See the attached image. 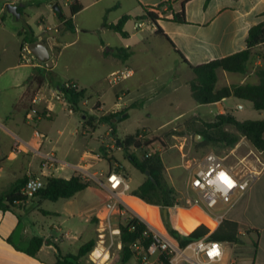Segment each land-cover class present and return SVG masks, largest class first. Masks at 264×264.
Instances as JSON below:
<instances>
[{
  "label": "crops",
  "instance_id": "0c3cea01",
  "mask_svg": "<svg viewBox=\"0 0 264 264\" xmlns=\"http://www.w3.org/2000/svg\"><path fill=\"white\" fill-rule=\"evenodd\" d=\"M78 1L83 6L80 12L88 6L94 7L102 19V25L105 21L108 24H117L124 16L131 17L124 27V30L129 34L127 38L122 37L119 33L111 29L103 28L102 26L101 29L95 33L104 36L108 31H113L117 35H120L122 38L120 41L124 42L119 41L122 46L117 47L113 46L112 43L106 39L101 41V45L97 49L100 57L111 66L109 75L125 68L132 69L134 74L129 78L130 80H128V82L126 81L128 83L127 86L122 87V84H120L114 87L112 98L110 99L105 90H88L87 88L81 87V84L75 79L64 80L60 74L55 71L57 63L51 72L43 68L44 65L39 68L23 65L20 59L21 48L24 44H30L24 43V38L29 40V38H31L30 36H33L37 38V41H40L39 38H41V34L50 32L48 29L52 28L51 26H45L44 21L48 19L53 22L52 26H57L61 15L68 16L70 14V6L73 0H47L48 10L45 13H41L40 18L42 21L38 19L35 25L30 23L32 20L30 9L32 6L37 5L35 1L27 3L24 0H6L2 4L0 3V28L3 29L2 35L5 36L4 38L0 37V63L6 47V38L12 35L14 43L18 44V46L15 45L16 52L14 64L8 66L6 70H31L29 73L19 72L20 74L13 76L0 73V193L8 192L15 182L28 178L31 174L34 175V173H40L43 176L51 174L55 177L70 179L75 173L74 167L76 165H81L85 168L86 171L83 176H97V178L104 183L105 180L103 177H100V174L101 172L110 171L111 167L109 166L106 171L99 170L101 158L97 154V149L101 143H108L113 140L114 136L112 135V128L110 125L101 124L99 127L96 126V122L99 120L97 113L99 112L94 110L95 103H99L101 108L105 109L102 114L106 115L120 99L122 100L124 108L120 112H123V117H128L116 123L117 130L121 123L130 118V113L133 110L146 111L150 109L158 99H173L174 102H172L171 105L181 103L184 97L182 91L186 88L190 90L189 83L194 78V74L191 69L183 63L177 51L180 52L192 66L202 65L213 60L227 57L244 50L247 47L246 41L250 29L264 21V0H211L209 2L207 0H190L184 7L187 20L186 24H178L172 21L173 13L180 11L184 0ZM85 2H88V5ZM50 3L57 4L61 8L62 14L60 15L54 10ZM8 4L17 6L18 12L19 9H22V11L19 12V18L7 11L6 6ZM63 5H65V7ZM65 9L68 11V15L64 13ZM146 11L158 14L159 20L157 24L173 45L165 37L156 33L158 26L154 25L150 19H144L148 23V27H150V25L152 27L153 32H150L149 35L144 33L145 27L142 29L136 27L138 23H142L145 26V21L143 19L138 20L137 18L144 17ZM21 20L24 21L23 24L20 23ZM76 26L78 32V25L76 24ZM24 28H26L30 36H26ZM68 34L74 35V33L65 31L60 41L61 45L63 39ZM150 38L156 40L162 39L165 41L167 48L175 53L177 57L176 61H179L177 66L180 70L170 69L165 73H155L157 76L154 79L147 80L145 68H142L140 64L133 61L135 57H138L139 53L148 55V59L149 57H153L155 45L150 42ZM105 47L124 48L132 52V56L127 60L112 55L105 56ZM157 48V51H159L160 48L158 45ZM48 49L51 52L49 47ZM60 52L59 48L54 56L57 57V54H60ZM260 66H263V62L260 59H255L249 65V70L245 75L219 71L217 89L229 85H242L245 83L257 84L258 78L256 70ZM68 80L76 82L81 89L86 91L85 98L81 103L85 100L83 104L85 103V105L88 106L84 107L87 112L81 116L79 115V111L83 108L81 107V103L80 110L78 112L73 111V114L78 116V123L81 127L77 126L74 131H70V137L67 136L64 138L63 136L66 130L71 129L69 123H63V129H58L56 125L54 126V122L48 121H53L60 117L59 109L64 110L63 112L66 111L63 109L65 108V103L54 102L51 94L54 88H57L60 83ZM136 85H138L137 88L140 89L138 94L144 90L146 91L140 93L137 97H129L132 91V89L130 90L129 88H133ZM148 85L149 87H143ZM35 96L39 98V103L36 106L38 112H44L50 104L49 106L52 109V113L49 118H30L28 116V114H30L29 110L33 107L32 99ZM144 98L148 99L141 109L129 108L134 102ZM245 102L247 101L230 98L209 105H216L218 108V111L214 113V119L216 116L226 113H231L238 119V115L242 114L246 108ZM69 108L70 107H68V109ZM181 116L182 114L178 117ZM194 117L198 118L196 122L198 124L201 123V125L204 122H212L214 120L203 121L198 115H194ZM94 118H96L97 121H95ZM116 120H120V117H117ZM100 127L106 128V131H110L107 135L111 140L106 139L104 135L106 131L95 138L96 132ZM127 135H134V133H126L124 137ZM116 136L117 139L120 138L118 131ZM96 143H99V146H96ZM117 145L120 147V143L117 142ZM107 146L110 147V145ZM234 151L233 149V152ZM47 155L55 156L59 160V166L55 169L41 167L40 163ZM71 156L77 158V162L68 163L66 160ZM260 159L264 164V155ZM249 161L250 165L258 166L256 162L251 163V159ZM62 163L67 164V166H62ZM258 167L261 168V166ZM68 168L72 170L69 171ZM165 168L169 177L173 178L170 172L171 169L168 171L166 166ZM91 190L100 194L102 193L104 197L103 190L100 189L98 184L96 186H91L73 197L75 199L77 195L81 194V202L82 206L85 208L83 212L87 225H82L77 220L64 222L62 224L65 225L66 223L68 226L66 233H62L61 235L57 234L61 231V227L51 228L49 233H45V235L42 236L40 235L44 239V243L35 257L18 251L9 244L8 239L16 229L19 219L16 214L10 211L0 210V264H57L58 256L77 255L83 244L95 239V236L97 237V221L93 223V214L98 208V205L94 206L89 202L91 197L87 192ZM128 197H131V195L126 198ZM35 201H39L37 197ZM124 202L126 203L125 200ZM29 203L30 201L28 200L25 204L20 205L21 210H16L18 214L22 216V222L25 227V238L34 236L32 232L33 229L36 228V224L27 218V215L30 216L28 212ZM157 208L161 210L160 207ZM40 210L41 209L38 210L39 213H41ZM43 211L48 213H41L43 215L54 214L60 216L58 212ZM169 212L170 211H168L167 219H169ZM162 213H164V210H162ZM180 213L200 214L203 217V220L200 221L188 220L181 223V229L188 231L187 235L202 224L206 226L208 222L206 216L198 210L181 211L176 215ZM224 214L225 220L239 224L240 234L244 236L243 238L246 243V252L250 256L246 255L240 258H234L227 251V245L225 244V260L223 264H231L233 261H236L237 264H264V167L249 191L242 196H235L233 205L230 206ZM249 230L250 232H248ZM246 240L251 242V248L248 247V242H246ZM253 242H256L257 246H255ZM87 258L83 260V264L89 262ZM108 258L109 256L105 252L99 264H104ZM131 261L128 264H131ZM134 261L138 264L135 259ZM106 264H110V262Z\"/></svg>",
  "mask_w": 264,
  "mask_h": 264
},
{
  "label": "rangeland",
  "instance_id": "374dc122",
  "mask_svg": "<svg viewBox=\"0 0 264 264\" xmlns=\"http://www.w3.org/2000/svg\"><path fill=\"white\" fill-rule=\"evenodd\" d=\"M5 1L6 0H0V3L2 4ZM24 1L27 3L35 1V3L37 4L36 6H32L30 9L32 17L30 23L35 25L38 19L41 20V13H45L48 10V2L47 0ZM85 3L88 5V2ZM63 6L65 7V5ZM64 13L68 15V11L66 9L64 10ZM74 20L75 23L78 25V32L76 34L74 33V35H66L63 39L62 45L60 41L63 34L65 33V29L60 21L57 26H52V21L48 19L45 20V26H51L52 31L42 33L41 38H39V40L43 41L50 49H53L51 61L53 60L55 63H57L55 71L60 74V76L64 80L75 79L81 84V87L87 88L88 90H105L107 95L111 99L114 87L120 84H122V87L127 86V82L130 79L124 80L115 86H110L108 83V77L111 71V66L109 63L105 62L102 57H100L97 49L101 45V41H104L106 39H108L113 46L121 47L122 45L120 44V42L123 41L120 40H122V38L120 37V35H117L113 31H108V33L104 36H101L99 33H95L101 29L102 19L98 15L97 10L94 9V7L88 6L82 12H79L74 17ZM144 21V33L149 35L150 32H153L152 27L151 25L150 27H148V23L146 22V20ZM20 23L23 24L24 21L21 20ZM2 32L3 29L0 28V37L4 38L5 36L2 35ZM150 39V42L155 45L153 50V57H149L148 59V55L139 53L138 57H135L133 61L135 63L140 64L142 68H145V72L147 73V80H150L152 78L154 79L157 76V74L155 73H165L170 69L180 70V68H178L177 66V63L179 61H176L177 57L175 53H173L172 51H170V49L167 48L165 41H163L162 39ZM15 45L18 46V44L14 43L13 36L9 35L6 38V47L5 51L2 54V61L0 63L1 74L13 76L20 74L19 72L29 73L31 71L30 69H19V71L6 70L8 66H12L14 64L16 52ZM157 45L160 48L159 51H157ZM59 48L61 52L60 54H57V57H55L54 54L59 50ZM137 87L138 85L133 88H129L130 90L132 89L129 97H137V95L146 91L144 90L138 94L140 89ZM143 87H149V85ZM182 92V94H184V97L181 103L171 105V103L174 102L173 99H158L156 102H154L151 108L146 111L133 110L130 113V118L127 121L121 123L117 130L121 139L126 133H138L139 135L142 134L144 136L143 143H146L148 146L138 150H136L135 148H131V153L136 154L139 157H142L144 152L143 149L151 152L160 153V156L162 157L165 166L168 168V171L171 169L170 172L173 176V178H170L168 173L166 172V180L168 181L169 185L175 189L178 195L183 193V185H185L187 172L181 167L182 160L180 157V152L178 149L174 148V146L180 147V145L183 144L184 149L189 154V156L197 158L204 156L208 152H215L216 154L224 157L233 154L226 161L227 165L230 166H237L238 158L246 156L250 149H252L254 152H257L245 138H241L240 142L235 146L234 152L233 149L224 148L221 144H204L203 139L196 133L197 131H200L203 127L201 123L198 124L196 122L198 118L194 117V115H198L202 118L203 121H210L214 119V113L218 111V108L216 107V105H201L194 102L191 98L189 88L184 89ZM83 102L81 103V107L83 108H81V111H79L80 116L87 112L84 107H87L88 105H85V103L83 104ZM95 104L96 105H94V110L98 112V107H100V104ZM245 104L246 108L244 112L238 115L239 120L242 121L246 119H264V111L255 110L248 102H245ZM67 105L68 104L65 103V108H63L66 110L65 112H63L64 110H58L60 113L59 118L54 119L53 121H48L54 122V126L56 125L58 129H63V123H69L71 129L66 130V133L63 136L64 138L69 136L71 134L70 131H74L77 126L81 127L78 123V116L74 115L73 113L71 114L68 109L69 106L67 107ZM123 108L124 105H122L121 110ZM99 113L97 114L100 120V118L105 115H103L102 112ZM110 113L111 111H108L106 115H109ZM181 114L182 116L178 117ZM94 120L97 121L96 118H94ZM99 120L96 122L97 127L101 125ZM229 130L233 131L232 129ZM105 131L106 128L100 127L99 130H97L96 132L95 138L103 134ZM108 132L110 131H106L104 135L106 139L109 140L110 137H108L107 135ZM107 145H110V147H108ZM96 146H99V143H96ZM102 148H104L106 154L113 159L112 164H109L108 161L104 158ZM97 154L101 158V162L99 164L100 171H106L107 168L110 166L111 169H115L118 172H121L129 183V194L131 195V197L125 199L127 205L129 206L127 209L128 215H135L140 220H142L148 227H152L154 230L164 234L165 236L173 240L175 239L171 235L170 229L177 231L180 236L184 238L187 237L188 231L181 229V223L183 221L186 222L188 220H203V217L200 214L180 213L179 215H175L172 212H169V219H167L162 213V210L164 209L161 208L160 210L159 208L148 205L141 199L135 197L133 194L134 190L146 180L147 176L137 171L128 162L126 158L127 154L121 147L117 145V136H114L113 140L109 141L108 143H101L99 148L97 149ZM261 157H263V155L260 156V158ZM250 159L252 160L251 163H253L254 157H251ZM66 161L68 163H75L77 162V158H73V156H71ZM46 163L48 162L44 158V160L40 163L41 167L43 166L46 168L55 169L57 166H59L58 163L53 164L50 162L49 164L53 165L48 164L47 167ZM238 169H240V167H238ZM68 170L71 171L72 169L68 168ZM76 173L81 172L75 170L74 174ZM50 176L52 175L49 174L43 176L40 173H34V175L31 174L28 179L31 177H38L42 179V181L46 182L47 178ZM90 183L91 186L97 185L93 181H90ZM100 189L102 188L100 187ZM87 194L91 197L89 201L90 204L94 206L98 205V208L101 207L105 201L102 193L100 194L91 190L88 191ZM29 201L30 203L28 206V212L30 216L27 215V218L28 220L36 224V228L33 229L32 232V235L34 236L45 235V233H49L50 229L53 227H61V231L57 233L58 235H61L62 233L65 234L68 225L66 223L65 225L62 223L68 221L71 222L77 220L82 225H87V223L85 222V214L83 212L85 208L82 206L81 202V194L77 195L75 199L71 198L66 200H60L58 202L44 200L40 205L33 203L32 198H29ZM39 209L48 210L51 212H58L60 213V216L54 214L43 215L39 213ZM93 218V223H95V217ZM95 239L98 240L96 236ZM246 242H248V247L251 248V242L247 240ZM116 244L117 242H114V244H112V240L109 237L106 238L105 248H100L104 250L109 256L108 260H106L104 264H106L107 262H110V264H120L121 251L117 249ZM226 245L227 251L234 258H240L246 255L250 256L246 252V243L244 238H242L241 244ZM98 247L99 246L96 245V248ZM93 252L88 256L87 259L89 260V262L87 264H99V262L93 257ZM90 257H92L94 260ZM131 264H136L134 259L131 261Z\"/></svg>",
  "mask_w": 264,
  "mask_h": 264
},
{
  "label": "trees",
  "instance_id": "16d2710c",
  "mask_svg": "<svg viewBox=\"0 0 264 264\" xmlns=\"http://www.w3.org/2000/svg\"><path fill=\"white\" fill-rule=\"evenodd\" d=\"M188 1L190 0H184L180 11L173 13V22L178 24L187 23L184 7ZM207 1L209 2L211 0ZM82 9V4L78 0H73L70 6V14L68 16L61 15L59 17L66 32H77L74 16ZM21 11L22 9H19V12ZM130 19V16H124L117 24H108L105 21L102 27L111 29L119 33L122 37L127 38L129 34L124 30V27ZM137 19H150L154 25L158 26L157 21L159 20V16L154 12L146 11L144 17ZM24 30L26 31V28H24ZM25 33L26 36H30L27 31ZM156 33L165 37L173 45L159 26L157 27ZM30 37L29 40L24 38V43H33L37 41V38L33 36ZM246 42L247 47L244 50L198 66L190 65L182 54L177 51L183 63H185L194 74V78L189 83L191 98L194 102L207 105L220 102L224 99L235 98L249 102L257 111H264V21L250 29ZM104 55H112L127 60L132 56V52L124 48L105 47ZM255 59H260L263 62V66H260L256 70L258 78L257 84L245 83L242 85H229L217 89L219 71L245 75L249 70V65ZM85 94L86 91L83 89L79 92L74 89L68 90L67 100L70 109L74 112H78L80 110V103L85 98ZM147 99L148 98L138 100L130 105L129 108L141 109ZM123 115V112L109 114L102 116L99 121L100 124L110 125L112 128V135L116 136V123L128 117H123ZM117 117H120V120H116ZM202 127L203 128L196 133L203 139L204 144L209 145L217 143L221 144L224 148L234 149L241 138L244 137L257 152L264 155V120L239 121L233 114L226 113L216 116L212 122H204ZM138 136L139 134L136 133L134 135H127L122 139H117V142L120 143V147L127 154L126 158L131 166L147 176L146 180L134 190L133 194L148 205L157 206L162 209H170L176 202L177 193L166 180V168L160 153L143 149V155L139 157L130 152L131 148L138 150L148 146L146 143L138 140ZM102 151L104 158L109 164H112L113 159L106 154L104 148H102ZM27 181L28 178L19 180L12 185L8 192L0 193V210L10 211L16 214L19 219L16 229L8 239L9 244L16 250L24 252L31 257H35L43 246L44 239L41 236L25 238V227L22 222V216L16 211L20 209V205L25 204L29 200V197L22 194V188ZM90 187L91 183L86 181L78 173L74 174L70 179L50 176L47 178L44 188L32 198V202L40 205L44 200L58 202L60 200L71 199L76 194ZM36 197L40 198L38 202L35 201ZM40 211L43 214H48L43 210ZM127 218V221L120 223L121 241L123 244L120 264H128L134 259V253L131 251L130 245L142 239L143 233L147 230V225L135 215L129 214ZM209 232L210 230L202 224L187 235V237L182 238L177 231L170 229L171 235L183 247L193 240L205 237ZM248 232H250V230ZM242 238L243 236L240 234L239 224L229 220H224L221 226L210 235L211 240L229 245L241 244ZM150 242L151 239H147L144 242V246L148 247ZM96 245L97 240L92 239L81 246L77 255L58 256L57 264H83V260L95 250ZM254 245L257 246V243L254 242ZM165 263L167 264V262Z\"/></svg>",
  "mask_w": 264,
  "mask_h": 264
},
{
  "label": "built area",
  "instance_id": "2783aa9c",
  "mask_svg": "<svg viewBox=\"0 0 264 264\" xmlns=\"http://www.w3.org/2000/svg\"><path fill=\"white\" fill-rule=\"evenodd\" d=\"M142 23H138V29L143 28ZM48 31H52L49 28ZM29 44H24L21 48V63L26 66H34L39 68L43 66L48 72H51L55 67V62L52 59L53 49H50V59L47 62H40L31 53L28 48ZM36 62V63H35ZM134 71L125 68L120 71L113 72L108 77L110 86H115L120 82L131 78ZM74 89L77 92L82 90L74 81H66L60 83L57 88L52 91L53 101L68 104L67 91ZM39 103V98L35 96L32 99L33 107L29 110L30 118H49L52 113L51 107L48 105L44 112H38L36 106ZM96 105V104H95ZM69 106V104H68ZM122 100L120 99L110 110V114H116L121 111ZM98 112H104V109L98 107ZM69 112L73 110L69 108ZM144 136L140 134L138 140L143 141ZM180 152L182 160L181 167L187 172L183 193L177 194L176 202L168 209L173 214H178L181 211H200L207 219L206 227L210 230L208 235L203 238L196 239L188 243L186 246H181L177 240L170 239L164 234L147 226V230L143 233L142 239L130 245L131 251L134 253V259L138 264H223L225 260V244L219 241L210 239V235L214 233L224 222V212L233 205L235 196H242L249 191L257 176L264 167L260 156L262 153L250 150L243 157L238 158L237 166L227 165V159L233 155L221 156L215 152H208L204 156L190 157L185 151L184 145L174 146ZM254 157V162L261 166L250 165L249 160ZM48 164L59 163V160L53 155L45 156ZM49 164V165H53ZM62 166L67 164L62 163ZM240 167V169H238ZM75 170L86 181H93L98 184L104 193L105 201L101 207L94 212V217L97 221V245L105 248L106 238L112 240V244L117 242L116 247L122 250L123 244L121 241L120 223L127 221L128 206L124 202L129 196L130 185L121 172L111 169L106 173L100 174L105 182L102 183L97 176H83L86 171L81 165H76ZM46 182L38 177H31L26 182L22 189V194L34 198L35 195L44 188ZM142 221V220H141ZM143 222V221H142ZM151 239L148 247L144 246L147 239ZM231 264H237L233 261Z\"/></svg>",
  "mask_w": 264,
  "mask_h": 264
},
{
  "label": "water",
  "instance_id": "95a60500",
  "mask_svg": "<svg viewBox=\"0 0 264 264\" xmlns=\"http://www.w3.org/2000/svg\"><path fill=\"white\" fill-rule=\"evenodd\" d=\"M50 5L60 15L62 14L61 13V8L57 4L50 3ZM6 9H7V11L10 14L15 15L17 18L20 17V14L18 12V7L17 6H13V5L8 4L6 6ZM28 48L31 51V53L37 58L38 61L47 62L50 59L49 49H48L47 45L43 41H37V42L30 43L28 45ZM148 176H149V173H148ZM37 198H38V200L40 199L39 197H37ZM163 214H164L165 218H167L168 209H164V213Z\"/></svg>",
  "mask_w": 264,
  "mask_h": 264
},
{
  "label": "bare ground",
  "instance_id": "6f19581e",
  "mask_svg": "<svg viewBox=\"0 0 264 264\" xmlns=\"http://www.w3.org/2000/svg\"><path fill=\"white\" fill-rule=\"evenodd\" d=\"M100 248H102V247L99 246L97 249H95L94 254H93L94 258H95L98 262H99V261L101 260V258L105 255V251L102 250V249H100Z\"/></svg>",
  "mask_w": 264,
  "mask_h": 264
}]
</instances>
